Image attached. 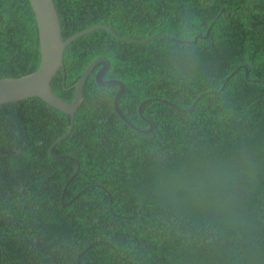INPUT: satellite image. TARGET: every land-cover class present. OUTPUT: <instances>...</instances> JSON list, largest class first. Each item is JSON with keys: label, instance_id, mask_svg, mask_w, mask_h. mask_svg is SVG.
<instances>
[{"label": "trees", "instance_id": "obj_1", "mask_svg": "<svg viewBox=\"0 0 264 264\" xmlns=\"http://www.w3.org/2000/svg\"><path fill=\"white\" fill-rule=\"evenodd\" d=\"M52 2L62 40L114 33L64 48L56 96L70 102L104 57L135 127L148 128L144 99L194 106L147 102L153 129L136 132L96 65L52 158L68 116L37 98L1 104L0 264H264V0ZM38 64L29 1L0 0V79Z\"/></svg>", "mask_w": 264, "mask_h": 264}, {"label": "water", "instance_id": "obj_2", "mask_svg": "<svg viewBox=\"0 0 264 264\" xmlns=\"http://www.w3.org/2000/svg\"><path fill=\"white\" fill-rule=\"evenodd\" d=\"M29 5L33 14L36 32H37V41H38V48H39V64L35 71L32 73L22 76L15 79H0V105L6 104V103H15L18 101H22L28 98H37L44 104L50 106L53 109H56L57 111L64 113L68 116L69 124L68 127L60 138H58L55 142L52 143V145L48 148V155L50 157H54L51 153V148L59 142L61 139H63L66 135H68L72 129V123H73V117L74 112L76 111L77 107L79 106L81 102V89L84 84V81L86 80L87 76L90 74V72L93 70V68L96 65H99V69L96 71V73L93 76L94 83L99 87H116L117 90L112 98L111 106L118 117L128 128L139 132V133H149L153 129L152 123H150L148 120L144 119L141 115V107L147 102H158L163 103L166 106L170 107L173 110L179 111V112H189L193 109V104L190 105L188 109H179L172 105L171 103L159 99V98H149L141 101L139 105L137 106V114L138 116L148 125V128L146 129H139L132 125L129 121L126 120V118L122 115V113L119 111L116 101L119 98V96L122 93L123 86L118 80L110 79V80H103L101 78L102 74L106 71L109 63L108 60L104 57H97L93 59L81 72L79 78L76 80V82L72 85L73 88V97L70 102H65L58 96H56L52 90L49 87V83L52 80V78L55 76L56 72L61 69L62 67V54L64 48L73 40L78 38L79 36L89 33L93 31L94 29L100 28L108 31L111 34H114L110 27L108 26H94L88 29H85L83 31H80L76 34L71 35L70 37L62 40L61 39V32H60V26L58 22L57 13L55 11L54 5L52 0H28ZM207 32H205L204 36L200 37L199 39H204ZM157 36V34L151 36L150 38H147L145 40L141 41H135L134 39H122L127 42H139L144 43L152 38ZM159 36V35H158ZM195 38L192 40L194 42ZM170 41H174L171 40ZM178 43L183 44H189L187 41H175ZM233 74L230 73L227 78L231 77ZM246 74V73H245ZM227 79L222 83L221 88L224 86V83ZM201 97L198 96L196 100H198ZM70 160L75 161L74 158L71 157H65ZM78 167H76L77 171ZM69 181V179H68ZM62 188V192L65 189V186L67 182ZM66 204H61L62 207H66L70 202Z\"/></svg>", "mask_w": 264, "mask_h": 264}, {"label": "flooded vegetation", "instance_id": "obj_3", "mask_svg": "<svg viewBox=\"0 0 264 264\" xmlns=\"http://www.w3.org/2000/svg\"><path fill=\"white\" fill-rule=\"evenodd\" d=\"M96 26H103V25H96ZM104 26H106V25H104ZM109 27V26H108ZM100 29V28H99ZM113 32V31H112ZM126 39V38H124V37H118V39H120L121 41H124V40H122V39Z\"/></svg>", "mask_w": 264, "mask_h": 264}, {"label": "crops", "instance_id": "obj_4", "mask_svg": "<svg viewBox=\"0 0 264 264\" xmlns=\"http://www.w3.org/2000/svg\"><path fill=\"white\" fill-rule=\"evenodd\" d=\"M114 80H116V79H114ZM121 83V82H120ZM122 84V83H121ZM122 86H123V84H122ZM116 90H117V88H116ZM122 92H123V89H122ZM122 94V93H121ZM120 97V96H119ZM145 100V99H144ZM143 101V100H142ZM140 103V102H139ZM146 104V103H145ZM139 105V104H138ZM143 106V105H142Z\"/></svg>", "mask_w": 264, "mask_h": 264}, {"label": "clouds", "instance_id": "obj_5", "mask_svg": "<svg viewBox=\"0 0 264 264\" xmlns=\"http://www.w3.org/2000/svg\"><path fill=\"white\" fill-rule=\"evenodd\" d=\"M114 35V34H113ZM135 41H141V40H135ZM139 43V42H138ZM116 92V91H115Z\"/></svg>", "mask_w": 264, "mask_h": 264}]
</instances>
